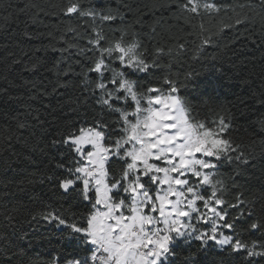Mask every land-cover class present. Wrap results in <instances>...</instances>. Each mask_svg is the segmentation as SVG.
I'll list each match as a JSON object with an SVG mask.
<instances>
[{
  "label": "snow or ice",
  "instance_id": "1",
  "mask_svg": "<svg viewBox=\"0 0 264 264\" xmlns=\"http://www.w3.org/2000/svg\"><path fill=\"white\" fill-rule=\"evenodd\" d=\"M162 7L176 9L189 21L236 11L215 0H169ZM239 7L259 15L264 30V0ZM58 12L61 18L81 20L87 29H66L86 44L67 42L53 50L63 57L76 49L82 58L76 61L79 73L69 64L64 75L81 77V103L95 107L91 116L69 118L71 126L50 141L60 159L46 179L84 211L49 205L32 219L68 230L69 238L78 234L87 246L81 249L84 255L61 260L57 254L50 264H164L178 240L199 242L185 264H199L197 254L213 246L234 264H264V212L256 218L255 200L232 176L231 188L237 191L230 192L220 172L227 162L236 164L235 175H240L239 166L251 159L226 135L231 121L198 119L180 94V82L168 76L154 82L155 70L162 67L159 57L171 49L157 47L149 54L139 39L125 38L126 29L115 28L110 37L105 27L124 19L118 12L87 0H66ZM250 20L241 14L222 29ZM212 42L206 37L202 44Z\"/></svg>",
  "mask_w": 264,
  "mask_h": 264
},
{
  "label": "trees",
  "instance_id": "2",
  "mask_svg": "<svg viewBox=\"0 0 264 264\" xmlns=\"http://www.w3.org/2000/svg\"><path fill=\"white\" fill-rule=\"evenodd\" d=\"M65 2L0 0V264H50L57 254L61 260L71 259L84 255L81 249L87 247L78 234L69 238L68 230L32 219L49 205L84 211L46 179L60 159L50 147L51 139L71 126L69 118L91 116L95 107L81 103V77L64 75L69 64L79 73L76 61L82 58L76 49L63 57L53 50L66 47L67 42L86 44L66 31L77 26L82 32L87 29L79 19L59 16L58 6ZM87 2L124 17L105 27L110 37L115 28L126 29L125 38L139 39L149 54L154 55L157 47L171 49L159 57L162 67L155 70L154 82L163 76L180 82V94L191 102L194 116L209 122L224 116L231 121L233 127L226 135L241 144L251 159L239 166L240 175H235L237 165L227 162L220 172L230 192L237 191L231 188L232 176L239 190L255 200L256 218H260L264 212V30L259 15L239 7L251 0H215L236 11L203 14L190 21L176 9L162 7L169 0ZM241 14L251 17L246 25L222 29ZM206 37L213 42L202 44ZM198 243L178 240L172 246L175 254L164 264H185V258L197 252ZM196 258L199 264H234L214 246Z\"/></svg>",
  "mask_w": 264,
  "mask_h": 264
},
{
  "label": "rangeland",
  "instance_id": "3",
  "mask_svg": "<svg viewBox=\"0 0 264 264\" xmlns=\"http://www.w3.org/2000/svg\"><path fill=\"white\" fill-rule=\"evenodd\" d=\"M173 246V245H172Z\"/></svg>",
  "mask_w": 264,
  "mask_h": 264
}]
</instances>
